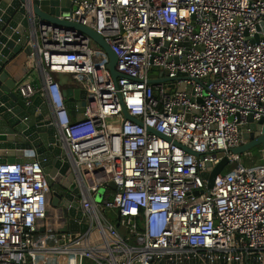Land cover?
<instances>
[{
    "label": "built area",
    "instance_id": "2783aa9c",
    "mask_svg": "<svg viewBox=\"0 0 264 264\" xmlns=\"http://www.w3.org/2000/svg\"><path fill=\"white\" fill-rule=\"evenodd\" d=\"M68 1L58 19L98 34L120 77L79 32L29 28L75 193L64 190L49 224L39 163L0 164V264H264V146L259 163L227 152L245 143L249 118L264 125V0ZM63 90L85 92L82 113L73 99L70 115ZM18 93L28 105L36 90ZM224 157L208 189L201 174ZM74 202L81 219L67 215ZM70 220L87 230H57Z\"/></svg>",
    "mask_w": 264,
    "mask_h": 264
},
{
    "label": "water",
    "instance_id": "95a60500",
    "mask_svg": "<svg viewBox=\"0 0 264 264\" xmlns=\"http://www.w3.org/2000/svg\"><path fill=\"white\" fill-rule=\"evenodd\" d=\"M71 9L68 0H0V164L6 162L23 164L34 161L39 163L51 191L46 195L49 224L54 223L52 209L59 204L64 190L75 193V189L74 185L70 184L73 176L69 165L61 160L64 154L58 147L55 131L50 125L47 104L40 96H35L26 105L18 93L20 82L10 76L27 58H30L33 63L35 62L34 50L28 45L29 28H36L39 23H47L79 32L91 39L105 52L108 58L107 69L115 85L117 78L120 77L115 70L116 56L98 34L80 24L58 19L60 14L67 13ZM57 79L59 85H64L67 82L66 76L57 75ZM151 82L157 83L160 80ZM62 95L67 99L66 107L72 117L74 116L73 99L80 100V112H83L84 91L63 90ZM122 113L126 119L133 121L124 109ZM186 118L188 119L189 116ZM243 140L245 141L243 145L229 149L227 152L242 155L264 145L262 122L259 121L255 124L249 118L243 133ZM227 163L228 160L224 157L213 168L207 164V171L201 174V178L207 182L208 189L212 187L215 177ZM108 188L115 190V185L110 182ZM101 193L95 198L96 202L101 200L103 194ZM205 193L208 194V190ZM68 199L71 200V196ZM72 207L67 215L81 219V213L76 211L78 203L74 202ZM56 214L60 216L61 212L58 210ZM58 223L64 224L65 220H59ZM87 228L88 226L85 224L78 226L73 220H70L67 227L62 225L57 230L59 232L66 230L85 232ZM49 229L52 230V227Z\"/></svg>",
    "mask_w": 264,
    "mask_h": 264
},
{
    "label": "crops",
    "instance_id": "0c3cea01",
    "mask_svg": "<svg viewBox=\"0 0 264 264\" xmlns=\"http://www.w3.org/2000/svg\"><path fill=\"white\" fill-rule=\"evenodd\" d=\"M15 78L20 85H31L35 90V96H42L43 79L41 71L37 68L30 58H27L24 63H20L18 67L10 74ZM43 99V98H42ZM44 100V99H43ZM45 102V100H44ZM243 264H254L253 261L247 260Z\"/></svg>",
    "mask_w": 264,
    "mask_h": 264
},
{
    "label": "rangeland",
    "instance_id": "374dc122",
    "mask_svg": "<svg viewBox=\"0 0 264 264\" xmlns=\"http://www.w3.org/2000/svg\"><path fill=\"white\" fill-rule=\"evenodd\" d=\"M262 146H264V145H262ZM262 146H260V147H262ZM256 152H257L256 151V148H254V149H252L250 151V153H251V155L253 157V160H256L257 161L258 156L256 155ZM242 159H244V156L242 157ZM257 163H259V161H257ZM228 169H229V167H227L225 169V171H227ZM80 173H81L82 177H84V179H88L90 182H97L98 179H99V175L94 172L92 166H83L80 169ZM100 191H103V189H100ZM100 191L98 192L99 194L101 193ZM104 217H106L107 219H109V220H111L113 222L115 221V218H116L115 215H114V213H106V214H104ZM98 236L99 235H98V232L97 231L93 232L92 237H91V240L98 241V239L100 238V237L98 238Z\"/></svg>",
    "mask_w": 264,
    "mask_h": 264
},
{
    "label": "trees",
    "instance_id": "16d2710c",
    "mask_svg": "<svg viewBox=\"0 0 264 264\" xmlns=\"http://www.w3.org/2000/svg\"><path fill=\"white\" fill-rule=\"evenodd\" d=\"M259 148H260V146L256 148V151H257Z\"/></svg>",
    "mask_w": 264,
    "mask_h": 264
}]
</instances>
